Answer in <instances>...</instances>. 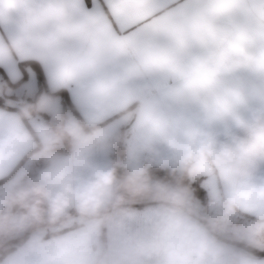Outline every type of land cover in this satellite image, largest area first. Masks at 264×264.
Listing matches in <instances>:
<instances>
[{
  "label": "crops",
  "instance_id": "obj_1",
  "mask_svg": "<svg viewBox=\"0 0 264 264\" xmlns=\"http://www.w3.org/2000/svg\"><path fill=\"white\" fill-rule=\"evenodd\" d=\"M44 11L59 15L38 22ZM260 11L264 0H0V67L11 81L22 77L20 61L33 60L49 90H64L87 125L100 124L86 131L72 108L64 123L49 126L51 132L38 121L30 124L45 136L49 151L47 159L43 154L33 159L41 167L32 197L36 220L26 240L0 264H185L182 257L193 233L210 249L199 264H264V257L208 231L194 216L199 203L191 190L149 176L147 167L179 171L186 166L144 123L145 114L155 112L191 122L218 143L247 138L235 115L250 120L264 111V72L248 59L264 49ZM241 29L249 31L252 41L237 48L232 38ZM194 58L216 70L217 86L197 92L183 87L168 61L187 67ZM226 88L246 98L235 113L219 104ZM36 146L22 115L0 106V180ZM120 146L125 147L123 161L114 156ZM115 163L129 173L115 176ZM97 171H111L114 182L102 203L85 211L74 190L94 180ZM188 172L191 179L202 178L210 213L221 226L226 218L249 219L264 235V201L229 203L240 184L264 186V153L248 161L238 185L212 164ZM60 173L65 179L51 183ZM3 186L0 231L6 230L10 212ZM253 245L264 249V240Z\"/></svg>",
  "mask_w": 264,
  "mask_h": 264
},
{
  "label": "clouds",
  "instance_id": "obj_2",
  "mask_svg": "<svg viewBox=\"0 0 264 264\" xmlns=\"http://www.w3.org/2000/svg\"><path fill=\"white\" fill-rule=\"evenodd\" d=\"M53 15H59V13L44 11L38 22L42 23ZM257 20L264 24V11L257 13ZM84 26L81 24L78 27L82 29ZM232 40L234 46L240 48L250 45L252 37L247 29H241ZM248 59L256 70L264 72V49L258 50ZM168 64L171 70L183 79V87L186 90L197 92L217 86L216 70L203 59L194 58L187 67L171 59ZM245 99L241 92L226 88L219 99V104L225 112L235 113ZM144 123L180 154L181 161L186 167L203 170L212 164L219 169L229 183L234 185H238L239 178L244 175V168L248 161L264 153V111L254 113L250 120L236 114L235 124L247 132V138H235L231 144L218 143L199 126L172 119L164 114L148 112L144 116ZM70 132L78 135L77 129H70ZM64 179L65 174L60 173L51 177L50 182L56 184ZM113 182L114 176L111 171H97L94 180L78 186L74 190V195L80 202L81 208L85 211L97 208L102 203L103 197L110 194ZM252 199L264 201V186L240 184L235 187L229 203L247 202ZM187 244L188 249L182 257L185 264H199V261L210 251L207 243L198 239L194 233L188 237Z\"/></svg>",
  "mask_w": 264,
  "mask_h": 264
},
{
  "label": "rangeland",
  "instance_id": "obj_3",
  "mask_svg": "<svg viewBox=\"0 0 264 264\" xmlns=\"http://www.w3.org/2000/svg\"><path fill=\"white\" fill-rule=\"evenodd\" d=\"M20 62L19 67L20 69H22L20 66ZM2 70L4 71V74L0 72V100L5 106L13 108V110H17L22 115L23 120L29 126L31 133L36 139L37 146L31 151H29L30 155H28V157L20 165L14 175L10 176L4 182H0V186L4 185L3 187L5 188V192L7 194L6 205L10 209L9 214L7 212L8 226L6 230L4 229L3 231H0V256L8 248H15L16 245H19L15 242L16 239H19L25 234H27L28 237L31 230H33V222L34 220H36V211L32 203V197L33 192H35L36 190L34 189V183L37 178V175L40 172L41 167L39 163L35 162L37 160H34L33 162V159H35V156L37 154H43V157H46L47 159L49 151H46L48 148L45 146V142H43L45 136H43L42 139L41 136L37 134V132L31 127L30 124L38 121L39 123L45 124L47 130L51 132L52 129H50L49 127L51 126V124L59 125L61 124V122H65V120L67 119L68 108L73 109L74 113L77 115L78 122L81 126L82 124L80 122V119L83 120V118L80 117L77 111L75 112L74 106H71V104L66 101V92L64 90L51 91L47 86H40L38 72L34 64L33 66L28 65L25 71L22 72L21 79L15 82L11 81V79L3 68ZM24 72L28 74L29 79L27 81H24L23 79ZM96 125L100 126V124ZM116 157L118 158L119 156L117 155ZM31 160L32 162H29ZM27 162L28 167L24 169L23 167L27 164ZM185 169L186 167L177 171L179 174H182ZM20 170H22V173H20L19 176L16 177ZM15 177L16 179L13 180V178ZM195 179L197 178H190V180ZM186 188L190 190L188 187ZM185 191L186 190H184L183 193H186ZM183 199L185 203L190 204L189 198L187 199L185 197ZM197 209L199 216H203L202 218L208 221L211 225L214 224L217 228L222 230L218 232H221L220 234H224L223 236L227 238L235 239L237 237L241 238V241L252 240V242H254L255 244L260 243V240H264V235H260L261 233L259 231H255V227L253 226L254 222L249 219H246L244 222H235L231 218H226L224 221L225 224L221 226L219 220H215L214 215L210 213V209L208 210V212H204L201 208L200 203ZM204 216L206 218H209V220L211 221L206 219ZM261 224L264 225V222ZM19 228H21V230ZM233 236L236 237L234 238ZM254 243L249 244L253 245Z\"/></svg>",
  "mask_w": 264,
  "mask_h": 264
},
{
  "label": "trees",
  "instance_id": "obj_4",
  "mask_svg": "<svg viewBox=\"0 0 264 264\" xmlns=\"http://www.w3.org/2000/svg\"><path fill=\"white\" fill-rule=\"evenodd\" d=\"M33 64L36 66V70L38 72V76H39V81H40V86H44L46 87V81H45V77L43 75L42 69L40 67V65L32 60H27V61H21L20 62V66L23 69V71H25L26 67L28 65H32ZM0 72H2L4 74V71L2 70V68H0ZM66 96L67 93H66ZM1 101V100H0ZM69 104L72 105L71 100L70 102H68ZM0 106L5 107V108H9L7 106H5L2 103H0ZM9 109H13V108H9ZM76 112V109H74ZM80 122L82 124V126L87 130V131H91L94 128H96L98 125H93V126H87L84 121L82 119H80ZM28 155H30V152L27 153L23 159L17 164V166L14 168V170L5 178L1 179L0 182H4L5 180H7L10 176L14 175L15 172L17 171V169L20 167V165L25 161V159L28 157ZM119 156V159L121 161L124 160L125 158V147L124 146H120L114 156ZM113 171H114V175L115 176H126L129 173V168H127L125 165L123 164H117L115 163L113 166ZM147 173L149 174V176L151 178H153L154 180L157 181H162V182H172V183H177L180 184L184 187H188L193 195L195 196V198L198 200V202L201 205V208L204 212H208L209 210V196L207 191L203 188L201 182H202V178H197L195 180H190L189 178V174H188V167H186V169L184 170V172L182 174H179L177 170L170 168V167H147L146 168ZM199 216V215H197ZM201 217V216H199ZM27 238V234H25L24 236L20 237L19 239H16L15 242L17 244H21L24 242V240ZM14 247L12 248H8L7 250H5L1 256H0V260L9 252H11L13 250Z\"/></svg>",
  "mask_w": 264,
  "mask_h": 264
},
{
  "label": "water",
  "instance_id": "obj_5",
  "mask_svg": "<svg viewBox=\"0 0 264 264\" xmlns=\"http://www.w3.org/2000/svg\"><path fill=\"white\" fill-rule=\"evenodd\" d=\"M130 206H136V205H130ZM184 209L186 210V208H184ZM189 213H191V212H189ZM192 215H194V214H192ZM194 216L208 229V231L215 238L219 239L220 241H223L225 243H228V244L234 245L238 248H241L253 256L264 257V249H260L258 247H255V246H253L247 242L241 241V240L227 238V237L221 235L217 230H215L213 228V226L208 221H206L205 219H203L202 217H199L197 215H194Z\"/></svg>",
  "mask_w": 264,
  "mask_h": 264
},
{
  "label": "snow or ice",
  "instance_id": "obj_6",
  "mask_svg": "<svg viewBox=\"0 0 264 264\" xmlns=\"http://www.w3.org/2000/svg\"><path fill=\"white\" fill-rule=\"evenodd\" d=\"M21 71L23 72V69H21ZM26 77H27V78H26ZM23 79H24V81H27V80L29 79L28 74H27L26 72H24ZM65 99H66V101L70 102L71 97H69V96H65ZM0 103H2V101H0Z\"/></svg>",
  "mask_w": 264,
  "mask_h": 264
}]
</instances>
